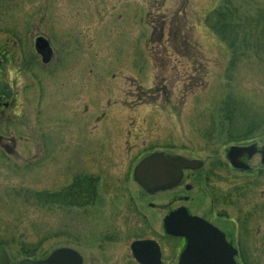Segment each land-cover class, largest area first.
Instances as JSON below:
<instances>
[{
    "label": "rangeland",
    "instance_id": "rangeland-1",
    "mask_svg": "<svg viewBox=\"0 0 264 264\" xmlns=\"http://www.w3.org/2000/svg\"><path fill=\"white\" fill-rule=\"evenodd\" d=\"M214 1L0 0V95L8 106L0 108V246L10 257L37 251L31 258L38 260L71 248L93 264L88 250L125 254L141 238L138 211L178 199L144 197L132 178L143 158L177 155L207 168L240 144L264 148V127L230 143L228 124L215 115L226 95L264 108V64L225 74L229 57L203 24ZM37 38L50 45L46 65L34 50ZM82 177L96 180L86 208L35 197ZM198 189L180 195L198 205ZM124 231L125 240L104 242ZM262 241L252 240L256 264H264Z\"/></svg>",
    "mask_w": 264,
    "mask_h": 264
},
{
    "label": "flooded vegetation",
    "instance_id": "flooded-vegetation-1",
    "mask_svg": "<svg viewBox=\"0 0 264 264\" xmlns=\"http://www.w3.org/2000/svg\"><path fill=\"white\" fill-rule=\"evenodd\" d=\"M0 102H2L0 108L4 107L3 97H0ZM4 108H8V106ZM234 148V153L227 151L223 163L208 165L207 168H205V163L200 160L160 153L167 158L180 157L182 159L180 163L160 164L174 176V187L171 190L156 192L160 187L155 189L154 186H148L149 191L152 188L155 189V193L150 194L136 185L144 197L151 201L164 193L178 194V199L175 200L177 198L175 197L173 203L166 205L167 208L154 205L152 202L147 203L138 211L142 226L138 227L137 225V227L142 230L141 238L130 242L125 254L120 249L113 248L102 247L88 250L94 251L93 264H172L174 262L179 264L187 241L184 237L167 234L164 220L181 209L185 210L189 217L197 218L205 224H201L199 230L201 254L198 261L200 264H228L231 261L232 264H256V247H251L254 244L252 240L261 237L263 241L260 243L259 249L264 251V148L258 149L255 145L247 147L242 144ZM149 156L143 158L141 162ZM255 158H258L259 161L258 169L249 167V163ZM197 184L199 189L196 188ZM195 189L199 190L200 202L198 205L191 197L180 195L182 192L191 194ZM160 209L166 213L161 226L156 220ZM188 229H192V226ZM117 237L120 239L119 242L122 238L125 240L126 231L120 232V234L117 232L107 234L104 237V242L115 244L114 240ZM136 242L146 243L137 250L140 261H137L132 253L131 246ZM223 244H226V248ZM1 246L0 248L5 250ZM60 249L72 251L63 253L57 264H79V262L80 264H90V261H87L78 250ZM218 251H221L220 255ZM225 251L227 252L225 253ZM4 252L9 264H19L25 260L45 261L56 251L43 253L38 260L31 258L37 251L29 254L24 252L23 255L26 258L18 262L10 257L9 251L5 250Z\"/></svg>",
    "mask_w": 264,
    "mask_h": 264
},
{
    "label": "trees",
    "instance_id": "trees-1",
    "mask_svg": "<svg viewBox=\"0 0 264 264\" xmlns=\"http://www.w3.org/2000/svg\"><path fill=\"white\" fill-rule=\"evenodd\" d=\"M243 3L240 0H215L204 14L206 33L223 45L225 56L229 57L225 69L228 75L242 63L264 64V4L251 8ZM4 94L0 97L6 96ZM219 107L215 115L228 124L225 131L230 143L240 144L264 127V108L261 106H248L243 99L237 103L226 95ZM35 197L39 204L43 200L45 203L58 202L60 205H52L60 208L75 206L83 209L96 199V180L77 178L58 193L36 194ZM0 245L4 244L1 242Z\"/></svg>",
    "mask_w": 264,
    "mask_h": 264
},
{
    "label": "water",
    "instance_id": "water-1",
    "mask_svg": "<svg viewBox=\"0 0 264 264\" xmlns=\"http://www.w3.org/2000/svg\"><path fill=\"white\" fill-rule=\"evenodd\" d=\"M34 49L35 52L40 56L43 64H47L50 61L51 51L47 40L43 38H37L34 42ZM234 151V149L229 150L230 153H234ZM181 161L182 159L180 157L167 158L160 153L152 154L134 169L133 180L138 186L150 194L155 193L154 190L158 187L161 189L158 188L156 192L171 190L174 187L173 184H175L174 176L170 174L168 169L160 166V164H174L180 163ZM148 186H154L155 189L152 188V190L149 191ZM201 224L205 225L201 220L189 217L186 211L183 209L165 218L164 226L167 234L176 237H184L187 241L186 249L180 256L179 264H200L198 257L201 254L199 237V230L202 226ZM190 226H192V229L189 230L188 228ZM145 244V242H136L131 246L133 256L137 261H140L137 255V250L143 247ZM224 248H226V244L224 245ZM66 251L69 252L72 250L58 249L45 261L25 260L19 264H57L59 257ZM226 252L227 251H225V253ZM218 253L220 255L221 251H218ZM158 256L160 258V254ZM0 264H9L6 254L2 248H0ZM228 264H232V261Z\"/></svg>",
    "mask_w": 264,
    "mask_h": 264
}]
</instances>
